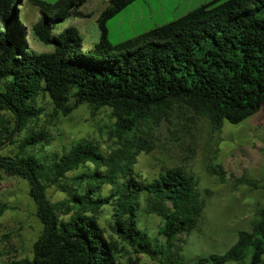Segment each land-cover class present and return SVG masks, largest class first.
<instances>
[{
	"label": "trees",
	"instance_id": "trees-1",
	"mask_svg": "<svg viewBox=\"0 0 264 264\" xmlns=\"http://www.w3.org/2000/svg\"><path fill=\"white\" fill-rule=\"evenodd\" d=\"M21 1L0 0V171L29 183L43 228L30 256L5 264H121L118 242L100 221L106 207L113 231L137 255L177 263L178 256L171 255L174 242L198 227L205 209L197 178L181 166L139 178L133 165L137 155L153 149L147 129L169 119L178 103L209 119L216 130L262 108L264 0H214L116 43L110 40L109 21L136 0H109L97 18L100 39L87 50L77 26L57 34L55 28L70 17H89L80 10L88 0H31L40 9L32 31L52 47L48 52L30 49ZM40 95L63 116L84 104L94 113L109 107L120 149L107 155L96 142L81 138L62 151L45 152L47 130L30 127L46 110L37 103ZM21 132L24 137L17 139ZM16 142L17 152H4ZM88 164L95 169L75 173ZM105 184L108 191L102 190ZM51 187L68 197L53 201ZM142 202L144 212L160 218L164 241L142 226ZM6 208L0 201V216ZM247 259L264 264V206L252 229L239 231L228 250L181 263Z\"/></svg>",
	"mask_w": 264,
	"mask_h": 264
},
{
	"label": "rangeland",
	"instance_id": "rangeland-1",
	"mask_svg": "<svg viewBox=\"0 0 264 264\" xmlns=\"http://www.w3.org/2000/svg\"><path fill=\"white\" fill-rule=\"evenodd\" d=\"M187 1L184 0L177 11L171 8V3L177 0L134 1L109 21L110 40L116 43L132 38L157 24L169 22L198 5L191 3L187 7ZM108 3L109 0H88L80 10L91 15L70 17L56 24L55 33L75 25L83 36L84 48H92L100 39L97 18ZM19 16L27 26L30 49L34 52L51 51L52 47L38 41L32 31V26L40 18L39 6L31 0H22L19 3ZM37 103L46 110L30 127H43L47 130L49 140H43L45 152L62 151L81 138L96 142L107 155L120 149L114 134L115 118L109 107L94 113L84 104L70 116H63L57 112L47 95H40ZM147 130L152 135L153 149L137 155L133 166L138 177L152 179L165 168L181 166L196 176L205 202L198 227L188 234H180L174 242L171 255L173 258L178 257L174 259L177 263L173 264H182V260L192 262L214 252H225L238 240L239 231L252 229L257 212L264 206V105L243 122H226L223 128L216 130L209 119L197 114L188 105L178 103L169 119H164L159 125L152 124ZM24 134L19 133L17 139L23 138ZM18 150V142L8 143L4 148V152L8 154H14ZM88 168L95 169L93 164H88L75 173ZM72 186L75 187V184ZM109 188L110 185L105 184L102 190L108 191ZM29 190L26 180L0 171V201L7 205L4 214L0 216V264L30 256L33 243L43 228L35 214L36 205ZM48 194L53 201L68 197L67 192L57 187L49 188ZM142 203V226L152 236L164 241L159 235L160 218L144 212V202ZM108 209H103L100 221L106 227L107 234L113 235L118 242L121 264H133L137 258L139 264H163L159 259L160 255H137L121 240L113 231ZM249 262L250 259H247L234 264ZM171 263L168 260L167 264Z\"/></svg>",
	"mask_w": 264,
	"mask_h": 264
},
{
	"label": "crops",
	"instance_id": "crops-1",
	"mask_svg": "<svg viewBox=\"0 0 264 264\" xmlns=\"http://www.w3.org/2000/svg\"><path fill=\"white\" fill-rule=\"evenodd\" d=\"M211 1H214V0H196V1H192V0H188L187 1V3H186V6L188 7L191 3H197L198 5L195 7V8H197L198 6H200V5H202V4H205V3H208V2H211ZM183 2H184V0H177V2H175V3H171L172 5H171V8H172V10L174 9V11H177L180 7H181V5L183 4ZM194 8V9H195ZM193 9V10H194ZM191 11V10H190ZM190 11H188V12H190ZM188 12H186L185 14H187ZM91 14V13H90ZM185 14H182L181 16H183V15H185ZM174 17V16H173ZM180 17V16H179ZM176 18H178V17H176ZM176 18H174V19H176ZM157 25H159V24H157ZM110 29V28H109ZM80 30V29H79ZM110 31V30H109ZM110 33V32H109Z\"/></svg>",
	"mask_w": 264,
	"mask_h": 264
}]
</instances>
